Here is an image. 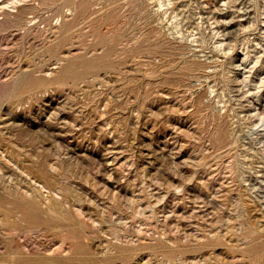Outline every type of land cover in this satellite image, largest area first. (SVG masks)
Returning a JSON list of instances; mask_svg holds the SVG:
<instances>
[{"label": "rangeland", "instance_id": "obj_1", "mask_svg": "<svg viewBox=\"0 0 264 264\" xmlns=\"http://www.w3.org/2000/svg\"><path fill=\"white\" fill-rule=\"evenodd\" d=\"M0 264H264V0H0Z\"/></svg>", "mask_w": 264, "mask_h": 264}]
</instances>
